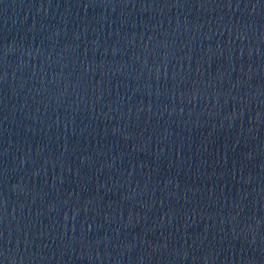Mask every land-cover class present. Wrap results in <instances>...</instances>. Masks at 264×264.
<instances>
[{
	"label": "water",
	"instance_id": "obj_1",
	"mask_svg": "<svg viewBox=\"0 0 264 264\" xmlns=\"http://www.w3.org/2000/svg\"><path fill=\"white\" fill-rule=\"evenodd\" d=\"M0 264H264V0H0Z\"/></svg>",
	"mask_w": 264,
	"mask_h": 264
}]
</instances>
